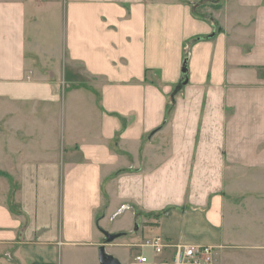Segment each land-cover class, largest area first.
<instances>
[{
	"label": "crops",
	"instance_id": "1",
	"mask_svg": "<svg viewBox=\"0 0 264 264\" xmlns=\"http://www.w3.org/2000/svg\"><path fill=\"white\" fill-rule=\"evenodd\" d=\"M238 171L264 190V0H0V264L221 250Z\"/></svg>",
	"mask_w": 264,
	"mask_h": 264
},
{
	"label": "rangeland",
	"instance_id": "2",
	"mask_svg": "<svg viewBox=\"0 0 264 264\" xmlns=\"http://www.w3.org/2000/svg\"><path fill=\"white\" fill-rule=\"evenodd\" d=\"M257 177L255 171L236 172L229 187L228 243L216 250L215 264H264V190Z\"/></svg>",
	"mask_w": 264,
	"mask_h": 264
},
{
	"label": "built area",
	"instance_id": "3",
	"mask_svg": "<svg viewBox=\"0 0 264 264\" xmlns=\"http://www.w3.org/2000/svg\"><path fill=\"white\" fill-rule=\"evenodd\" d=\"M142 247L150 248L156 253H163L172 247L161 237H154L144 241ZM175 255L172 264H215L216 249L211 246L200 245H176ZM137 260L141 263L147 262L144 256H138Z\"/></svg>",
	"mask_w": 264,
	"mask_h": 264
},
{
	"label": "water",
	"instance_id": "4",
	"mask_svg": "<svg viewBox=\"0 0 264 264\" xmlns=\"http://www.w3.org/2000/svg\"><path fill=\"white\" fill-rule=\"evenodd\" d=\"M182 72L184 75H186L188 72L187 61H185V63H184ZM186 83H187V80L184 81V84H186ZM152 134H154V133H152ZM105 235L107 238V241H106L107 244H110V243L114 242L116 239L124 236L123 234H110L107 232H105ZM99 260H100V264H121L117 258H115L114 256H112L106 252L105 247H101L99 249Z\"/></svg>",
	"mask_w": 264,
	"mask_h": 264
},
{
	"label": "trees",
	"instance_id": "5",
	"mask_svg": "<svg viewBox=\"0 0 264 264\" xmlns=\"http://www.w3.org/2000/svg\"><path fill=\"white\" fill-rule=\"evenodd\" d=\"M204 7L203 6H192V9H193V13H194V15L195 16H197V17H199V18H203V19H211V18H209V17H206V16H202V15H198L200 12H202V9H203ZM187 57H188V54H186V60H187ZM177 93L175 92L173 95H172V97H175V95H176Z\"/></svg>",
	"mask_w": 264,
	"mask_h": 264
}]
</instances>
